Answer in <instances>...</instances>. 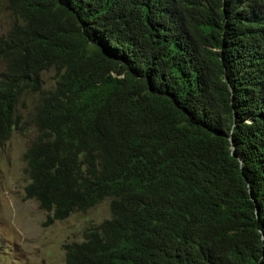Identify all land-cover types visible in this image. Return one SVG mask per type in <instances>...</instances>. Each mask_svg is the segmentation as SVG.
Wrapping results in <instances>:
<instances>
[{
    "label": "trees",
    "instance_id": "trees-1",
    "mask_svg": "<svg viewBox=\"0 0 264 264\" xmlns=\"http://www.w3.org/2000/svg\"><path fill=\"white\" fill-rule=\"evenodd\" d=\"M6 10L0 147L40 95L25 200L49 223L110 201L67 264H264V0Z\"/></svg>",
    "mask_w": 264,
    "mask_h": 264
},
{
    "label": "rangeland",
    "instance_id": "rangeland-1",
    "mask_svg": "<svg viewBox=\"0 0 264 264\" xmlns=\"http://www.w3.org/2000/svg\"><path fill=\"white\" fill-rule=\"evenodd\" d=\"M7 0H0V36L10 27ZM3 64H0V72ZM45 91L55 84L54 70L42 74ZM40 95L27 94L19 105L21 125L0 147V264H67L64 245L82 242L84 232L111 217L106 200L87 213L49 223L48 214L34 200H25L29 182L24 155L37 138L33 123Z\"/></svg>",
    "mask_w": 264,
    "mask_h": 264
}]
</instances>
